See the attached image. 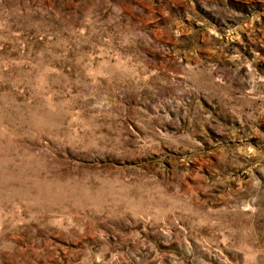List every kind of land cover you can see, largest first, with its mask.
Segmentation results:
<instances>
[{
  "label": "rangeland",
  "instance_id": "374dc122",
  "mask_svg": "<svg viewBox=\"0 0 264 264\" xmlns=\"http://www.w3.org/2000/svg\"><path fill=\"white\" fill-rule=\"evenodd\" d=\"M0 264H264V0H0Z\"/></svg>",
  "mask_w": 264,
  "mask_h": 264
}]
</instances>
